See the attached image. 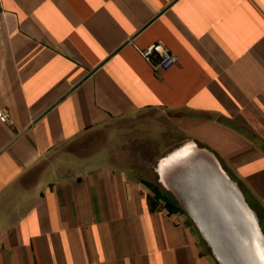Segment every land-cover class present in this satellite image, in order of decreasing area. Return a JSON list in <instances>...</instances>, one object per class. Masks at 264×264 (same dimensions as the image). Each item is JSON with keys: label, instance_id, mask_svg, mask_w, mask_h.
Wrapping results in <instances>:
<instances>
[{"label": "crops", "instance_id": "0c3cea01", "mask_svg": "<svg viewBox=\"0 0 264 264\" xmlns=\"http://www.w3.org/2000/svg\"><path fill=\"white\" fill-rule=\"evenodd\" d=\"M0 108V264H221L208 169L264 229V0H0Z\"/></svg>", "mask_w": 264, "mask_h": 264}, {"label": "rangeland", "instance_id": "374dc122", "mask_svg": "<svg viewBox=\"0 0 264 264\" xmlns=\"http://www.w3.org/2000/svg\"><path fill=\"white\" fill-rule=\"evenodd\" d=\"M122 131H124V130H122ZM122 131L119 135H123ZM124 132H126L127 134L129 133L128 130H125ZM204 167H206V169H208L207 166H204ZM204 167H203V169H204ZM220 167L221 166H217V168H219V170H220ZM206 171L207 172H203L201 178H199L200 179L199 182L201 184V193L200 194L202 196V201L199 203L196 202L194 204L195 207L197 208V211L195 210V212L197 213V217H194V220L199 227V230L201 232V236L203 237L204 241L210 245V248H212V249L214 248L213 250L215 251V254L217 255V257L221 261L220 263L221 264H231L232 262H229L227 256H225V254L222 251L223 244L217 239V237H215L213 230H212V226H210L208 224L210 223L211 217L214 220V218H216L215 216H218L220 214H221L222 218L228 220L226 218V211H230L233 216L239 215L240 219L242 218V216H241L240 211L236 207L234 197L229 190L228 184L224 183V181L219 176L220 173H219V175L214 176L213 171H211L209 169ZM224 171H225V173L223 172L222 173L223 175H221V176H223L222 178L227 180L228 183L231 182L234 184L235 188H237V190L241 192L243 198L244 199L246 198L245 199L246 202L247 203L249 202L248 206L251 208V210L255 214L256 212L252 208V205H254V204L252 201H250V198L248 197L249 195H246L247 193L244 192L245 190L242 188V186H240L241 184L235 180V178L232 176V174L229 171H227V170H224ZM156 188H158V190L161 193H163V194L165 193L167 196H169L173 200H175L170 191H167L163 187L161 188L159 186H156ZM209 191L212 192L210 194V196L207 195L209 193ZM215 198H216V200H215ZM213 200L216 201V204H214L215 202H213ZM176 203H177V201H176ZM177 205L180 209H182L183 211H186L185 208H183L180 204L177 203ZM227 208H228V210H227ZM234 218L238 219V217H234ZM256 219H257V216H256ZM261 231H262V233H264V229H262Z\"/></svg>", "mask_w": 264, "mask_h": 264}, {"label": "water", "instance_id": "95a60500", "mask_svg": "<svg viewBox=\"0 0 264 264\" xmlns=\"http://www.w3.org/2000/svg\"><path fill=\"white\" fill-rule=\"evenodd\" d=\"M221 175H223L222 172L220 173L219 176L224 181V183L228 184L229 190L232 193V195L234 197V201H235V190L232 189V184L233 183H231V182L228 183L227 180L223 179L222 178L223 176H221ZM235 189L238 192V194L240 195V197H241L242 201L244 202V204L248 208H250L248 206V203L246 202V200L243 198L241 192L238 191L237 188H235ZM211 193L212 192L209 191V193L207 195L210 196ZM215 200H216V198H215ZM215 200H213V202H215L214 204H216ZM236 207H237V205H236ZM227 210H228V208H227ZM226 216L229 217V218L230 217H232V218L238 217L237 222L236 221L229 222L228 220L222 218L221 214H220L218 216H215L216 218H214V220L211 217L210 223L208 224V225L212 226V230H213V233H214L215 237H217V239L223 244V247H222L223 253L225 254V256H227L229 262H232L231 264H256L257 263L256 260L254 261V259H252V257H251V256H254L253 253L251 252L252 245L251 244L242 243L240 241V238H237L235 236V234L233 233V231H232L233 227L236 229V231H238V230L241 231L242 230L243 235H246V237H248L247 238V240H248V239H250V236H251L250 229L246 225H242L243 223L240 222V216L239 215L238 216H233L230 211H226ZM235 222L242 229H240L236 224H234ZM254 222H255V225H256L257 229L260 231L261 228H260V226L258 224L257 219ZM260 232H262V231H260ZM262 254H264V253H261V255ZM262 257H264V255H262Z\"/></svg>", "mask_w": 264, "mask_h": 264}, {"label": "bare ground", "instance_id": "6f19581e", "mask_svg": "<svg viewBox=\"0 0 264 264\" xmlns=\"http://www.w3.org/2000/svg\"><path fill=\"white\" fill-rule=\"evenodd\" d=\"M186 148L187 147H185V149H184L185 152L187 150H189ZM179 152L181 153L182 151H179ZM161 167H163V166H161ZM232 189L235 190V203H236L237 208L240 211L241 216H242V218L240 219V222L243 223L242 225H246L250 229V231H251L250 239L247 240L248 237H246V235H243L242 230L236 231V229L233 227L232 231L237 238H240V241L242 243L252 245L251 252L253 253L254 256H251V257H252V259H254V261L256 260V262H257L256 264H264V257H262V255H264V254L261 255V253H264V233L260 232L261 230L259 231L257 229L255 222H254L256 220V215L254 214V212L250 208H248L244 204L240 195L236 191L234 184H232ZM226 218L228 219L229 222H231V221L237 222V219H235V218H232V217L229 218L227 216H226ZM236 222L234 224L237 225ZM238 227L240 229H242L240 226H238Z\"/></svg>", "mask_w": 264, "mask_h": 264}, {"label": "built area", "instance_id": "2783aa9c", "mask_svg": "<svg viewBox=\"0 0 264 264\" xmlns=\"http://www.w3.org/2000/svg\"><path fill=\"white\" fill-rule=\"evenodd\" d=\"M137 50L147 62L164 70L173 66L177 60L176 54L161 41L153 42L145 47H138ZM7 120V112L0 108V121Z\"/></svg>", "mask_w": 264, "mask_h": 264}, {"label": "trees", "instance_id": "16d2710c", "mask_svg": "<svg viewBox=\"0 0 264 264\" xmlns=\"http://www.w3.org/2000/svg\"><path fill=\"white\" fill-rule=\"evenodd\" d=\"M154 189V196L156 198V201L153 202V205L157 203L158 200H160L164 207H166L169 211H183L180 209L176 203L175 200H173L171 197L167 196L165 193H161L158 188ZM244 189V188H243ZM246 197V196H245ZM246 199V198H245Z\"/></svg>", "mask_w": 264, "mask_h": 264}]
</instances>
